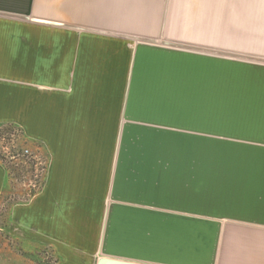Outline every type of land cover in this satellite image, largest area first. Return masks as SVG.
<instances>
[{
	"label": "crops",
	"instance_id": "crops-1",
	"mask_svg": "<svg viewBox=\"0 0 264 264\" xmlns=\"http://www.w3.org/2000/svg\"><path fill=\"white\" fill-rule=\"evenodd\" d=\"M252 1L0 0V125L47 157L0 264H264V51L227 32Z\"/></svg>",
	"mask_w": 264,
	"mask_h": 264
},
{
	"label": "rangeland",
	"instance_id": "rangeland-1",
	"mask_svg": "<svg viewBox=\"0 0 264 264\" xmlns=\"http://www.w3.org/2000/svg\"><path fill=\"white\" fill-rule=\"evenodd\" d=\"M252 2L255 3V5L258 7L255 8L254 10H243L242 9L243 10L242 17H236L235 12L232 11L234 14H233V17L228 18V22H230V24L227 26V32L237 33L238 35L243 37V39H246L243 42L241 41L238 42L237 44L244 46V47H252L254 48V52L256 53L259 51H264V0H253ZM250 13L253 14V17L248 20L244 16ZM248 22H252L253 24L248 25L247 24ZM186 28L187 27H172V29L175 30L179 34H185ZM249 39H254V41L251 42ZM257 58L254 57V60L260 61V62L264 61L262 59H257ZM3 144H6V143H3ZM10 145L11 144H7L8 147ZM30 149L36 152L32 148ZM0 151L1 152L3 151L1 149V144H0ZM36 153H39V152H36ZM5 155L7 156L8 154L5 153ZM3 156L4 155L2 154L1 157ZM40 157L43 162L42 165L47 166V157L41 153H40ZM4 158H7V157L4 156ZM7 159H5L6 165L3 164L2 162L1 163L3 164L4 167H8L12 171V179H11L12 184H8V187H7L8 192L11 194H10V199L8 200V202L5 203L4 205H1V208H0V236L3 235L4 237L6 235V238L9 237L6 232L7 231L6 226H7V219L9 215L10 204L11 203H22V202L28 201L29 199L27 198H31L30 192L32 190L37 191L39 185L42 182L41 181L42 176H40L39 181H38L36 178L34 179L31 177L30 172L29 173L26 172V170L28 169L27 167L28 165H35L31 159L26 160V161L25 160L20 161L17 165L16 163H12V162L8 163ZM7 194H5L6 197L8 196Z\"/></svg>",
	"mask_w": 264,
	"mask_h": 264
},
{
	"label": "built area",
	"instance_id": "built-area-1",
	"mask_svg": "<svg viewBox=\"0 0 264 264\" xmlns=\"http://www.w3.org/2000/svg\"><path fill=\"white\" fill-rule=\"evenodd\" d=\"M0 144H1V149L3 150L2 152L0 151V162L6 165L5 159L8 158L7 159L8 163L12 162V163H16L17 165L20 161H24V160L26 161L31 159L35 164L34 165L35 171L33 178L34 179L36 178L38 181L40 176H42L41 178H43V174L46 173L47 166L42 165L43 162L41 160L40 153H36L32 151L27 146H24L22 148L19 147L15 134H12L11 138L8 140L7 138H2ZM7 144H11V145L8 147ZM5 153H7L8 155L6 156ZM2 154L7 158H4V156L1 157ZM48 256H49L48 260L50 261L51 264H53L54 259L51 258L50 254Z\"/></svg>",
	"mask_w": 264,
	"mask_h": 264
},
{
	"label": "trees",
	"instance_id": "trees-1",
	"mask_svg": "<svg viewBox=\"0 0 264 264\" xmlns=\"http://www.w3.org/2000/svg\"><path fill=\"white\" fill-rule=\"evenodd\" d=\"M12 134H15V136H16V139H17V143H18V146L19 147H24V146H27V142H28V140H27V138H26V136H25V133H24V131H23V129L19 126V125H17V124H14V123H2L1 125H0V139H2V138H7V140L8 139H10L11 138V135ZM29 164V163H28ZM28 167V169L26 170V172H30L31 173V177L33 178L34 177V171H35V167H34V165H28L27 166ZM6 168V170H7V177H8V184H12L11 182H12V171L8 168V167H5ZM45 175V174H44ZM43 179H44V176H43V178H42V182H41V184L39 185V187H38V190L37 191H34V190H32L30 193H31V195H30V197H32L33 195H35L38 191H40L41 190V188H42V186H43ZM10 191V190H9ZM8 193V194H7ZM5 194H7L8 196L6 197L5 196ZM10 194L11 193H9L8 191H6L4 194H3V197H2V199H1V205H4L5 203H7L8 202V200L10 199ZM27 199H30V198H27ZM26 199V200H27ZM11 203V202H10ZM14 204H16V203H11L10 204V207L12 206V205H14ZM47 264H51L50 263V261L48 260V262H47Z\"/></svg>",
	"mask_w": 264,
	"mask_h": 264
},
{
	"label": "water",
	"instance_id": "water-1",
	"mask_svg": "<svg viewBox=\"0 0 264 264\" xmlns=\"http://www.w3.org/2000/svg\"><path fill=\"white\" fill-rule=\"evenodd\" d=\"M97 264H153L148 262H139L118 257L102 256L98 259Z\"/></svg>",
	"mask_w": 264,
	"mask_h": 264
}]
</instances>
